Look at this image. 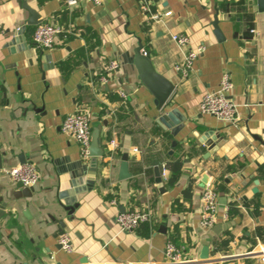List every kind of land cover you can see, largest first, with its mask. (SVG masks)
I'll use <instances>...</instances> for the list:
<instances>
[{"label":"crops","instance_id":"1","mask_svg":"<svg viewBox=\"0 0 264 264\" xmlns=\"http://www.w3.org/2000/svg\"><path fill=\"white\" fill-rule=\"evenodd\" d=\"M24 1L63 32L52 48L37 49L35 26H27L26 46L11 50L6 31L23 25L28 12L17 0H0V264H169L164 247L172 237L190 259L179 264H196L203 246L219 264H263L264 11L255 0H145L161 21L142 11L140 0ZM173 33H186L192 48L204 46L186 78L174 68L180 53ZM139 42L156 72L174 85L164 110L184 118L175 135L159 125L162 112L129 61ZM111 60L119 67L103 81ZM224 71L233 84L235 124L199 111L202 95ZM78 110L90 115L92 130L100 127L103 154L93 185L62 198L72 172L90 176V157L82 158L79 144L60 128ZM178 159L173 184L170 171L166 179L155 175V161L160 172ZM21 161L39 174L29 196H15L17 181L5 175ZM203 175L217 195L211 227L200 223ZM231 203L236 213L228 212ZM122 208L148 210L151 219L121 231ZM63 233L71 251L58 242ZM224 255L237 257L221 262Z\"/></svg>","mask_w":264,"mask_h":264},{"label":"built area","instance_id":"2","mask_svg":"<svg viewBox=\"0 0 264 264\" xmlns=\"http://www.w3.org/2000/svg\"><path fill=\"white\" fill-rule=\"evenodd\" d=\"M79 2L91 3L99 5L101 0H66L68 6H75ZM142 11L149 13L152 19L161 21L160 15L151 13L150 8L145 3V0H140ZM170 14V12L165 13ZM255 32L254 29L251 30ZM63 28L54 22H40L35 25L31 40L32 44L37 49H50L53 47L56 39L61 36ZM171 40L176 45L180 59L175 64L174 68L179 73L181 78H186L193 68L194 61L203 52L204 46L199 45L195 48L190 47V39L186 33L170 34ZM119 67L118 62L108 61L105 63L103 71L104 75L101 77L103 81H107L108 77L114 70ZM233 89L230 74L224 71L221 74L218 86L205 92L199 102V111L203 114H208L215 117L219 121L235 124L238 117L236 113V105L231 99V92ZM120 95L125 98L126 93L123 90L119 91ZM61 131L74 139L80 146V154L84 159L89 158V146L91 142L92 127L90 124V115L82 110L66 115L60 125ZM110 149L116 147L115 141L111 140L108 143ZM5 175L13 180L20 181L25 188H31L38 180V170L29 162L19 163L15 166L9 167L5 171ZM160 176L163 179L167 177V170L165 167L161 168ZM202 209L200 214V223L203 227H211L215 221V213L218 206L217 195L213 186L206 182L201 191ZM151 214L148 210H133L123 211L116 215V223L121 231L131 232L139 227L140 224L150 221ZM62 249L71 251V241L66 233H63L58 240ZM260 262L264 264V249L261 250ZM164 255L169 264H179L186 261L182 256L181 250L171 241H167L164 247ZM221 262L233 260L237 255H224ZM219 262V260H218Z\"/></svg>","mask_w":264,"mask_h":264},{"label":"water","instance_id":"3","mask_svg":"<svg viewBox=\"0 0 264 264\" xmlns=\"http://www.w3.org/2000/svg\"><path fill=\"white\" fill-rule=\"evenodd\" d=\"M20 2V7L25 9L28 12L27 18L24 20L23 25L20 27H16L12 30L6 31V37L9 38L7 42V46L14 50V46L18 44L16 47L18 49L24 48V44L26 46L27 43L24 41V32L27 26H35L40 23L42 20L39 18V13L29 7L24 0H17ZM254 3L257 4L259 11H264V0H255ZM216 34L219 36V31L216 29ZM20 43H23L22 45ZM129 61L131 63L132 68L137 72V76L141 82V84L153 95L154 97V104L156 109L162 113L158 116V123L163 129H170L172 135H175L176 131L183 126L184 118L178 115L177 111L172 110H164V106L171 95L174 85L168 79L160 75L154 69L152 61L148 54L143 51V46L139 42L133 49V54L129 57ZM213 131H210L212 133ZM99 133L100 127L94 128L91 132V142L89 146V157H90V168L88 173L90 174L89 177H85L84 173L72 172L71 181L69 182L68 190L64 191L63 193H59V197H70L79 193H82L88 190L94 183V176L96 173L97 167V158L103 154L102 146H99ZM25 161V160H24ZM24 161H21L22 163ZM155 175L159 178L160 172L158 170V162L155 161ZM87 174V172H86ZM120 177L125 178L128 175L127 172V164L126 160L120 164ZM201 181L203 183L206 182V175L202 176ZM81 185V184H83ZM16 186L19 188V193L15 196L24 195L29 196L31 195L32 188H25L22 186L20 181H17ZM82 186V187H81ZM76 206V203L72 204V206L67 207L66 210L68 212H72L73 208ZM124 209H121L123 212ZM62 225V222H60ZM164 226H161L159 230H164ZM165 231V230H164ZM218 260H210L209 259V248L208 246H203L200 255L199 261L196 264H215ZM120 263V262H119ZM126 264V263H120ZM226 264V263H223Z\"/></svg>","mask_w":264,"mask_h":264},{"label":"trees","instance_id":"4","mask_svg":"<svg viewBox=\"0 0 264 264\" xmlns=\"http://www.w3.org/2000/svg\"><path fill=\"white\" fill-rule=\"evenodd\" d=\"M181 164H182V162H181V159H178L176 162H174V163H168V162H166V164H165V168L167 169V171H170L171 173H172V176H168L167 177V181H168V183L169 184H173L174 183V181H175V179H174V177H173V175H175V173L176 172H178L179 170H180V166H181ZM191 184V183H190ZM228 212L230 213V214H233V213H236V207H235V205L234 204H229V206H228ZM140 225H142V224H140ZM139 225V226H140ZM171 241H172V243H174L175 245L176 244H178V242H177V240L175 239V237H172L171 238Z\"/></svg>","mask_w":264,"mask_h":264}]
</instances>
